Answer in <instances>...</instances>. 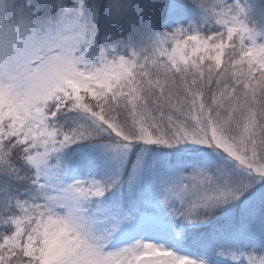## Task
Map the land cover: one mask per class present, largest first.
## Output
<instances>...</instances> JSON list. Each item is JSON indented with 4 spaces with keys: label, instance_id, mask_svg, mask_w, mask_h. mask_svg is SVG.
Instances as JSON below:
<instances>
[{
    "label": "snow or ice",
    "instance_id": "snow-or-ice-1",
    "mask_svg": "<svg viewBox=\"0 0 264 264\" xmlns=\"http://www.w3.org/2000/svg\"><path fill=\"white\" fill-rule=\"evenodd\" d=\"M0 264H264V0H0Z\"/></svg>",
    "mask_w": 264,
    "mask_h": 264
}]
</instances>
